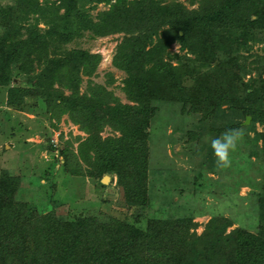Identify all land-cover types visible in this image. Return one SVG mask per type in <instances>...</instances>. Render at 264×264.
I'll return each mask as SVG.
<instances>
[{
	"label": "trees",
	"instance_id": "trees-1",
	"mask_svg": "<svg viewBox=\"0 0 264 264\" xmlns=\"http://www.w3.org/2000/svg\"><path fill=\"white\" fill-rule=\"evenodd\" d=\"M244 1L225 0L213 10L197 12L181 4L115 0L108 11L98 13L96 21L86 13V6L110 4L111 0H12L5 7L0 5V85L7 86L13 74L32 77L28 87L9 88V105L21 109L26 98L39 97L52 116L67 114L88 135L83 146L91 149L94 162L100 165L95 168L97 178L115 175L128 208L150 211L157 202L162 205L154 210L166 213L164 218L147 219L145 226L139 218L134 222L138 225L132 223L124 230L112 225L106 214L63 222L52 214L36 217L34 207L17 198V179L2 171L0 264H264V169L257 174L260 181L249 175L236 178L237 186L246 185L255 197L258 224L254 231L239 227L227 231L232 222L213 217L200 235L190 230L194 217H201L203 214L197 213L203 210L192 203L184 207L186 215L173 212L174 193L161 183L163 198L156 199L158 172L149 169L150 129L162 102L190 104L192 113L202 115L203 127L216 120L213 116L226 118L232 113L236 119L229 129H242L253 146L248 154L253 166L262 168L264 132L255 130L256 123L264 125L261 89L252 86L242 99H231L226 112L220 109L223 103L209 107L213 93L200 90L201 86L189 90L184 84L189 76L201 74L195 65L207 60L209 48L203 40L246 46V37L264 11L253 20L234 25L230 18ZM119 32L125 36L117 47L114 66L125 73L124 92L132 105L121 104L102 86L80 92L82 76L95 72L99 58L87 50L66 47L85 33L97 37ZM173 43L185 52L177 65L165 55ZM35 67L39 69L36 72ZM64 89L70 93L66 95ZM245 116L251 117L248 126H242ZM105 126L117 135L102 138ZM196 183L194 180L193 185ZM104 186L99 182L96 189ZM196 192H201L200 185ZM204 194L214 198V193Z\"/></svg>",
	"mask_w": 264,
	"mask_h": 264
},
{
	"label": "rangeland",
	"instance_id": "rangeland-1",
	"mask_svg": "<svg viewBox=\"0 0 264 264\" xmlns=\"http://www.w3.org/2000/svg\"><path fill=\"white\" fill-rule=\"evenodd\" d=\"M153 1L166 5L181 4L190 11L205 12L217 8L225 0ZM114 2L115 0H111L110 4L87 5L85 10L90 18L96 21L98 13L108 11ZM11 3L12 0H0V5L4 7ZM263 7L264 0H246L230 19L234 25H241L249 18L255 19L257 13L264 11ZM30 23L31 19L28 21V24ZM198 31L199 29L195 28V34ZM248 35L246 46H232L225 40L215 42L201 39L207 42L205 47L209 48H204L208 53L207 60L195 65L201 74H197L196 78L189 76L184 84L189 90L201 86L200 90L213 93L207 102L209 107L223 103L220 109L229 112L228 102L237 97L242 99L244 91H250L252 86L261 89L264 101V16L260 17L259 24ZM124 36L123 32L97 37L85 33L81 38H76L66 45L67 48L87 50L99 58L95 72L90 77L82 76L80 92H84L88 87L92 89L94 86H102L121 104L132 105L124 92L125 73L114 66L117 47ZM23 37L25 38V34ZM165 53L166 59L173 65H177L178 58L185 55V52L179 51L176 43L171 44ZM187 56L194 59L193 55ZM216 67H220V70ZM38 70L35 67V72ZM31 81L32 77L13 74L7 86L0 85V173L6 171L17 179V198L31 204L36 217L52 214L63 222L76 218L98 219L100 215L106 214L112 225L122 230L130 227L139 218L141 225L145 226L147 219L152 216L166 217L165 211L154 210L159 204L162 205L157 202L150 211L147 208H128L122 187L117 185L115 175H105L109 177L107 184L96 189L102 180L95 174V168L100 165L94 162L91 149L83 146L88 135L78 124H74L67 114L52 116L50 108H47L39 97L26 98L21 109L9 105V88L28 87ZM63 92L66 95L70 93L66 89ZM158 106L159 114L152 122L151 139L148 143L150 172H158L156 199L163 198L159 184L164 183V187L174 193L173 212L186 215L184 207L193 206L192 203L202 209L203 212L197 214L203 215L194 217V226L190 233L194 231L200 235L213 217L230 220L232 226L227 231L238 227L254 231L258 224L253 208L255 197L246 185L237 186L236 178L239 176L243 179L249 175L260 181L261 177L257 174L263 172L264 163L261 169H256L257 165L253 166V159L248 156L253 146L245 134L236 149L230 153L231 166L228 168L216 167L210 147V139L218 137L222 131L232 127L236 116L232 113L226 118L213 116L216 120H210L207 126L203 127L200 123L202 115L192 113L190 104L178 102L176 105H170L162 102ZM241 122L242 126H248L251 117L245 116ZM216 126L220 131L218 135ZM255 130L264 132V125L256 123ZM100 135L106 138L117 134L111 127L105 126ZM160 173L162 175L159 178ZM194 180L196 185H193ZM198 185L203 193L194 194ZM181 188L183 190H180ZM206 192L214 193V198L205 195ZM220 198H224L225 202H220Z\"/></svg>",
	"mask_w": 264,
	"mask_h": 264
},
{
	"label": "clouds",
	"instance_id": "clouds-1",
	"mask_svg": "<svg viewBox=\"0 0 264 264\" xmlns=\"http://www.w3.org/2000/svg\"><path fill=\"white\" fill-rule=\"evenodd\" d=\"M240 128H232L215 138L210 139V147L215 158L216 167L219 169L231 166L230 153L234 151L243 138Z\"/></svg>",
	"mask_w": 264,
	"mask_h": 264
},
{
	"label": "water",
	"instance_id": "water-1",
	"mask_svg": "<svg viewBox=\"0 0 264 264\" xmlns=\"http://www.w3.org/2000/svg\"><path fill=\"white\" fill-rule=\"evenodd\" d=\"M248 120V119H247ZM107 180H109V177L108 176H104L103 178H102V180H101V183L103 184V185H105V184H107Z\"/></svg>",
	"mask_w": 264,
	"mask_h": 264
}]
</instances>
